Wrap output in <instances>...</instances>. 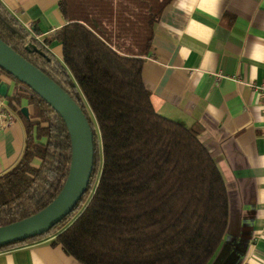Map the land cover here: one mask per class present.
Segmentation results:
<instances>
[{"label":"trees","instance_id":"1","mask_svg":"<svg viewBox=\"0 0 264 264\" xmlns=\"http://www.w3.org/2000/svg\"><path fill=\"white\" fill-rule=\"evenodd\" d=\"M171 0H57L64 24L39 41L0 2V39L59 85L92 131V169L71 211L43 239L81 264H207L222 242L229 199L199 124L160 115L142 69L154 24ZM60 43L58 59L46 45ZM7 100L21 120L17 162L0 174V226L49 203L65 180L70 143L59 115L29 87ZM26 108V115L21 108ZM33 161H36L33 164Z\"/></svg>","mask_w":264,"mask_h":264},{"label":"crops","instance_id":"2","mask_svg":"<svg viewBox=\"0 0 264 264\" xmlns=\"http://www.w3.org/2000/svg\"><path fill=\"white\" fill-rule=\"evenodd\" d=\"M27 29L48 38L64 24L57 0H0ZM46 47L59 59L60 43ZM142 77L155 110L199 124L229 199L227 229L207 264L264 263V114L253 85L264 81V0H171L154 24ZM14 83L0 76V174L18 160L21 120L8 107ZM0 264H81L50 239L0 251Z\"/></svg>","mask_w":264,"mask_h":264},{"label":"water","instance_id":"3","mask_svg":"<svg viewBox=\"0 0 264 264\" xmlns=\"http://www.w3.org/2000/svg\"><path fill=\"white\" fill-rule=\"evenodd\" d=\"M0 68L25 84L62 120L70 143L67 174L56 196L37 212L0 226V246L48 231L67 215L86 189L92 169V131L80 107L53 80L0 39ZM21 111L26 115V108Z\"/></svg>","mask_w":264,"mask_h":264},{"label":"built area","instance_id":"4","mask_svg":"<svg viewBox=\"0 0 264 264\" xmlns=\"http://www.w3.org/2000/svg\"><path fill=\"white\" fill-rule=\"evenodd\" d=\"M253 89L260 99V104L262 107L261 111L264 114V81L259 84L253 85ZM0 118L5 121H9L12 119V114L6 109L5 105L2 104V102H0Z\"/></svg>","mask_w":264,"mask_h":264},{"label":"rangeland","instance_id":"5","mask_svg":"<svg viewBox=\"0 0 264 264\" xmlns=\"http://www.w3.org/2000/svg\"><path fill=\"white\" fill-rule=\"evenodd\" d=\"M36 163V161H33V164H35Z\"/></svg>","mask_w":264,"mask_h":264}]
</instances>
